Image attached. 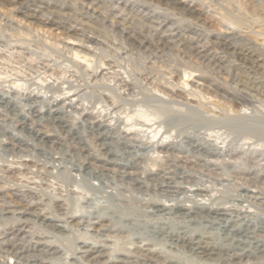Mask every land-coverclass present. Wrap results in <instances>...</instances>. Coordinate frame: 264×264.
I'll return each mask as SVG.
<instances>
[{"label": "rangeland", "instance_id": "1", "mask_svg": "<svg viewBox=\"0 0 264 264\" xmlns=\"http://www.w3.org/2000/svg\"><path fill=\"white\" fill-rule=\"evenodd\" d=\"M183 1L200 12L196 21L201 29L193 31L191 25L180 20V13L172 9L163 10L151 4L142 6L139 0H99L97 11L89 10L87 17L94 20L99 13V19L103 22L83 19L82 25L76 26V31H68L64 27L75 22V12L79 13L76 6L60 7L56 1V7L50 9L53 20L57 18L55 21H63L61 27L40 22L38 17L43 12L38 10H29L37 17L28 18L9 12L8 0H0V97L9 98L19 106V110L25 112L32 105H35L34 114H43L51 109L57 121L65 124L74 135L89 136L92 122L105 124L102 131L107 141L113 142V147L118 151H123L124 145H128L125 150L137 157L140 170L143 169L145 173L165 169L168 164L165 155L176 158L177 165L189 174L186 180L190 185L207 191L201 196L180 194L176 201L169 203H189V197H194L195 200L198 198V201L208 202L209 206L223 207L238 202L236 199L241 194L243 210L257 219H264V54L251 48L256 43L264 44V0ZM126 2L134 3L133 8L129 9L130 5L124 7ZM122 8L123 15L129 19L120 25L124 33L113 26L114 15ZM146 14L151 18H146ZM43 15L48 16L47 13ZM163 19L175 22L183 36L193 35L190 30L195 32L193 37L205 44L209 53L220 56L221 62L217 65L207 62L176 43L165 48L151 44L138 46L137 40L149 36L146 29ZM210 31L245 34L243 39L247 40H243V48L254 51L255 56L260 58L261 66L250 65L236 56L225 54L215 46L214 36L208 35ZM125 32H130L134 40L128 39ZM91 37L96 40L89 42ZM234 41L242 42L237 38ZM65 42L74 43V49L77 48L80 55L87 53L86 61L76 57L73 54L75 51ZM80 44L89 46L90 51L82 49ZM184 71L190 74L185 75ZM239 75L246 82L243 86L238 81ZM240 92L246 94L247 101L240 99ZM19 115L20 111L17 116L9 115V119L2 115L0 117L5 119L4 124L9 128L19 129ZM41 117L46 129L53 130L52 121ZM27 132L22 131L21 134L35 147L12 148L0 143L1 243L11 241L19 247L28 246L30 240L53 241L59 248L44 247L43 250L47 252L35 254H40L42 258H46V255H61L62 258L70 255L74 244H81L78 239L86 235L89 226V233L101 234L107 240L100 242L106 248L99 247L98 252L91 253L85 259L101 254L97 259L106 261L109 257L117 256L115 251L135 252L138 249L130 246V241L140 245L138 236H147L151 242L158 244V250L176 254V250L164 245L162 236L153 232V225L158 221L147 212V206L153 201L150 195L156 192L152 186L146 191L142 188L141 192L131 194L115 187L106 178L77 170L74 164L81 162L83 151L68 143V137L59 144H43L34 133ZM192 141H198L204 148V152L194 154L201 159L189 156L191 147L188 144ZM160 144L167 145L169 151H160ZM178 149L189 152V155L178 152ZM202 160L211 161L215 167L202 163ZM117 189L123 192L122 196L114 197ZM248 190L256 191L254 194L261 195L263 202L248 198L252 195ZM133 196H136V202ZM126 205L128 208H125ZM23 207L29 208L27 211L35 216L56 215L63 218L47 222L60 227L65 220L69 225L68 230H62L61 234H48L45 230L48 227L31 215L25 217L35 222L14 223V228H10L13 222L10 217L12 214L20 215ZM93 209H103L114 217L123 213L137 216L141 221L135 224L134 221L122 220L127 227L115 231L110 229L113 225L110 219H89L88 214H92ZM75 210H83V215L87 217H68ZM145 219L147 223L143 221ZM59 229L56 228V231ZM144 247L153 248L152 245ZM58 249L59 253L49 254ZM217 252L227 251L218 248ZM32 253L23 252L21 255ZM179 254L182 263L196 264L195 260L181 252H177L178 257ZM258 257L264 260L263 256ZM57 259L58 262L65 260ZM14 260L0 252V264H15ZM68 260L76 262L73 258Z\"/></svg>", "mask_w": 264, "mask_h": 264}, {"label": "bare ground", "instance_id": "2", "mask_svg": "<svg viewBox=\"0 0 264 264\" xmlns=\"http://www.w3.org/2000/svg\"><path fill=\"white\" fill-rule=\"evenodd\" d=\"M56 1L59 2L60 7L76 6V9H77L76 11H79V13L75 12V22L73 24H70L68 26L66 25V27H64L68 31L70 30L76 31V26L82 25L81 21L83 19L91 20L94 22H97V21L103 22V20L99 19V15H100L99 13L97 14V16H95L94 20L92 17L91 18L87 17L89 10H91L92 12L97 11V8L99 7L98 6L99 0H70V1L56 0ZM56 1L55 0H8V11L16 12L28 18V17H37L34 14V12H29V10H34V11L38 10L40 12H43V14L44 13L48 14V16H44L42 14V16L44 17H42L41 14L40 15L37 14L41 16V17H38L40 22L47 23V24L54 23V24H57L58 26L63 27L62 26L63 21L62 22L61 20L55 21L57 18L55 20H53L54 18L53 19L51 18V15H52L51 10H53L54 7H56L55 6ZM139 2L142 4V6L151 4L163 10L172 9V10L178 11L181 15L180 20L185 21L189 25H191V28L193 31H197L202 28L201 25L197 22L198 20L196 21V18H197L196 16L200 15V12H198L193 5L183 0H139ZM128 5L131 6L129 9H132L134 3L130 4L126 2L124 4V7L125 6L128 7ZM123 9L124 8L116 11L117 14L114 15L115 22L113 24V26L118 27L122 31L123 29L120 28L121 27L120 25H123L122 23H126L129 20L128 16L123 15L124 14ZM70 17L72 18L73 16H70ZM146 18L149 19L151 18V16L149 14H146ZM60 19H64V18H60ZM91 28H92V25H91ZM192 30L190 31L194 35L195 32H193ZM146 31L149 33L148 34L149 36H146L144 39H140L139 41L137 40L138 46L140 47L142 46L144 47V45L151 44L157 48H165L170 44L176 43L178 45H181L183 48L189 49L190 52H192L195 55H198L200 58H202L203 60H206L207 62L213 63L215 65L221 62L220 56L216 55L215 53H209V51L207 50L208 47L206 48L205 44L198 41V39L194 38L193 35L191 36H183V34L181 35V32L178 29L177 25L171 19H163L158 22H154L152 26H149L146 29ZM129 33L130 32H125L126 37L128 39L133 38L131 33L130 34ZM208 35H210L211 37L214 36L215 41L213 40V42L215 46H217L218 48H221L225 54H231L233 56H236L239 60L246 62V63H250V65L251 64L256 65L257 67L261 66L259 64L260 58H258V56H255V54L253 53L254 51H249L243 48V45H244L243 40L246 39V38L243 39V35L245 34L236 33V31L226 32V33L210 31ZM95 37L89 38L88 41L89 42L95 41L96 40ZM236 38L242 41V42H239L241 44L236 43L234 41L236 40ZM65 43L67 45H70L68 47H70L72 50L75 51V53L73 54L76 57L81 58L82 60L86 61L87 53L80 55L78 53L80 51L77 50V48L74 49V45H75L74 43H69V42H65ZM255 45H256L255 46L256 48L255 47H251V48L255 51H259L261 55L264 54V44L256 43ZM79 46L86 51H90V48L87 45L80 44ZM263 72H264V68H263ZM188 73L190 74V72L184 71L185 75ZM238 81L240 82L242 86L244 83H246L245 81H243V77H241L240 75L238 76ZM197 83H199V81ZM238 95L241 100L242 99L243 101L248 100L246 99V94L242 95V93L240 92L238 93ZM32 98H34V96ZM8 99L9 98L6 99V97H3V96L0 97V110L3 111V112H0V115H2V117H6L9 119V115L17 116V113H19L20 111L19 116H21V118L19 120L18 125L16 124L19 129H16L14 127L9 128L10 126L9 127L6 126L4 124L5 119L0 117V143L1 144H4V143L8 144L12 146V148L13 147L15 148V146L35 147L34 144L29 141V139L25 138L26 136H23L21 134L22 131H28L29 133H34L36 135V139L43 144H52V145L59 144L60 141H64V139L68 137L67 139L68 143H71L72 145L76 146V148H79L80 150L83 151V155H81V158H82L81 162L79 164H74L77 170L86 171L89 173H93L97 176H100L102 178H106V180H108L115 187L124 189L130 192L131 194L132 192L135 193L136 191L141 192L142 188L145 189L143 191H146L149 187L152 186L153 190L156 192L151 191L152 195L150 196L153 198V201L151 200L150 206H147L148 208L147 212L151 216L156 218L155 220L158 221L156 225H153V232L159 234L160 236L164 238V241H165L164 245L167 244V247L173 248L174 251L176 250L177 252H181L185 256H188L189 258L195 260L196 264H264V260L263 261L261 260L262 257L261 259L258 257V256L264 257V219H257L251 214H249L248 211H246L245 209L243 210V203H242L243 195L241 196L240 194V198L236 199V201L238 202L234 204H230L229 206H223V207L209 206L207 205L208 202L205 203V201L204 202L198 201V198L197 200H195L194 197H189L191 198L187 200V202L189 203H186V202L185 203L183 202L169 203L172 201H176L177 196L180 194H186L188 196H201V193L207 191L205 188L198 187L197 185H194V187L190 185L191 183H189V181L186 180L189 174H187V171H185L179 165H177L176 162L178 160L176 158L174 157L171 158V155H165L166 161H168V164H166L167 166L165 169L159 170L158 172H152L153 170L152 171L150 170L151 172L147 171V173H145L143 169L140 170L141 165L137 162V157L131 154L129 151L125 150V147H127L128 145H124L123 151H118L113 147L112 145L113 142L111 143L107 141V136L102 131L105 124H102V123L97 124L96 122H92L91 131L89 133V136L74 135V133H72V130L68 129L65 124H61L60 122L57 121V117L56 115H54L55 112L52 111L51 109L45 112L43 111L44 112L43 114H40V113L34 114L35 105H32L31 107L29 106L30 108L27 107L28 109L25 112L24 110H19V108H17L19 106H17L11 100H8ZM22 107H25V106H22ZM41 116H45V118L48 119V121L49 120L52 121L53 123L52 125H54L53 130L46 129L47 126H44L41 122V119H42ZM5 133H8V134L5 135ZM188 145L191 147L190 155L188 154L189 152H186L184 150L178 149L177 151L180 153H184L185 155L194 157L195 159L196 158L201 159L198 156L194 155L195 153H198V152L201 153V151L203 152L205 151L204 148L200 145V143L198 144V141L197 143L192 141ZM159 147L161 148L160 151L162 150H164V152L169 151V148L167 145L160 144ZM26 160L30 161V159H26ZM185 161H187V159ZM189 162H193V161H189ZM202 163L210 164L215 167V165H213L211 161L205 162V160H202ZM201 165H204V164H201ZM73 166H72V169H73ZM201 167H205V166H201ZM179 169L181 171H179ZM240 188L241 190H243V187H240ZM180 189H184L185 191H180ZM248 191L252 192V195H249L248 198H253L259 202L260 201L263 202L261 200L263 199L261 195L256 196L254 194L256 191H253V190H248ZM122 195H123V192L121 190L117 189L114 191V197H120ZM130 197L132 198V196ZM133 198H134V201L136 202L135 200L136 196H133ZM125 208H128L127 205ZM27 210H29V208L26 207L24 208L23 211L19 212L20 215L12 214V217H10V219H12L13 222L10 221V219L8 220L12 222L11 226L9 225L10 228L12 229L14 228V226H12V224L14 223L15 224L26 223L28 221L35 222V220L29 219L27 218V216L25 217V215H31L35 217L34 219L40 220L39 223H41L45 227H48V230L45 229L48 234L56 235L58 233L61 234L62 230H68L69 225L65 220H63L64 225L60 227L56 226L52 222H47L53 219L62 220L63 218L55 217L56 215L52 217L35 216L36 214L34 215V213H31L30 211H27ZM88 210L90 211V209ZM82 211L75 210V212H71L68 215V217H72V218H76V217L80 218L82 216L87 217L86 214L83 215ZM38 215H41V214H38ZM88 217L89 219L96 218L98 221L110 219V221L113 223V225L110 226V229H114L115 231H119V230L121 231L125 227H127V225H124L122 223V220L134 221L135 224L141 221L136 218L137 216L131 217L130 215H125L124 213L121 215L115 216L117 217L115 218L114 216H110L106 214V211H104L103 209H96L92 214L90 212V214H88ZM146 219L143 220L145 223H147ZM129 223L132 224V222H128V224ZM135 224H133V227H135ZM88 227L89 226H87L86 228V231H87L86 235L81 236L82 239L80 240L78 239V242H80L81 244L80 245L74 244L73 251L70 253V255L69 254L67 255L65 253L67 256H64L62 258H61V255L58 257H54L53 255L50 257L49 255H46V258H42V257H39L40 254H35V252H39V253L47 252V250L46 251L43 250L44 247H47L48 249L59 248V246H57L53 241L52 242L51 241H41L39 239L36 241L30 240L29 242L30 244L29 245L27 244L28 246L21 245L19 247L16 246L11 241H5L2 243L0 242L2 244V246L0 247V252L4 253V255H8L11 258H15L14 260L15 264H77V263L78 264L79 263L81 264H184L186 262L185 261L184 263H182L183 260L181 261L180 254H179L180 257L177 256V252L176 254H172L171 251H166V250L162 251L160 249L159 250L156 249V245L158 244L151 242L148 238H146L147 236L137 237L140 239V243H141L140 245L134 241H130V246H133L134 249H138L135 252L128 251V250L115 251L114 249L117 256L109 257L108 260L106 261H100L97 259V257L101 256V254L92 256L90 259H85L91 253L98 252L99 247H102L101 249L106 248V246L101 245L100 242L107 240V238H103V235L101 234L89 233L90 229H88ZM56 228H60V229L56 231ZM141 232L143 233L144 231H141ZM132 234H134L133 231H132ZM55 235L54 237H56ZM205 239H210L211 241L208 242ZM145 245H152L153 248H145L144 247ZM130 246H126V247L129 248ZM107 248L109 247L107 246ZM218 248L222 250H226L227 252H223V253L217 252ZM16 249H21V250L16 251ZM29 251H32L33 253L27 254V255H21V253L23 252L29 253ZM55 253H59V249L58 251H53L52 253H49V254H55ZM57 258H60L61 260L62 259H65V260L62 262H58ZM68 258L69 259L73 258L74 259L73 261H76L77 263L70 262ZM249 259L250 260L254 259V261L248 262Z\"/></svg>", "mask_w": 264, "mask_h": 264}]
</instances>
